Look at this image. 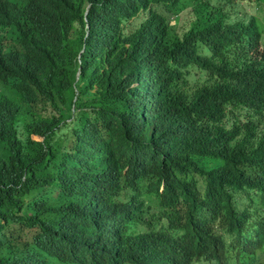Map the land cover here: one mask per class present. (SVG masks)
I'll return each instance as SVG.
<instances>
[{
  "label": "trees",
  "instance_id": "obj_1",
  "mask_svg": "<svg viewBox=\"0 0 264 264\" xmlns=\"http://www.w3.org/2000/svg\"><path fill=\"white\" fill-rule=\"evenodd\" d=\"M248 2L255 7L240 16ZM147 9V19L132 21ZM125 26L144 40L127 47ZM263 33L264 0H46L23 51L0 66V264H63L49 242L73 207V191L113 164L108 131L151 120L171 145L185 142L169 173L180 226L170 233L153 223L137 241L138 264H264ZM145 60L141 75L136 65ZM145 82L189 114L176 133L144 104ZM152 153L138 146L140 157ZM184 175L217 193L211 222ZM130 197L116 177L105 208Z\"/></svg>",
  "mask_w": 264,
  "mask_h": 264
},
{
  "label": "clouds",
  "instance_id": "obj_2",
  "mask_svg": "<svg viewBox=\"0 0 264 264\" xmlns=\"http://www.w3.org/2000/svg\"><path fill=\"white\" fill-rule=\"evenodd\" d=\"M45 2L46 0H0V66L12 52L23 51L32 35L37 11ZM91 7L92 3H87L83 13L85 38L90 31L88 15ZM111 11L118 17L114 10ZM148 16L149 9L141 10L132 21L140 23ZM125 32L127 47L144 40V37L136 35L131 26H125ZM84 49L83 47L78 55L79 65ZM149 67L150 60L136 65L141 75ZM80 75L79 68L75 74V84ZM136 84L138 83H134L132 87ZM195 87L198 88L197 85ZM142 88L144 104L153 109V115L163 125L172 126V132L176 133L189 114L176 100L168 101L166 95L156 92L153 84L142 83ZM201 111L202 105L196 114ZM128 127L124 132L110 130L106 135L104 146L112 157L113 164L97 180L84 182L73 191V207L60 232L55 229L53 238L56 242H49L60 250L63 264H138L143 257L137 241L152 234L153 223L166 224L168 227L164 231L170 233L176 232L180 226V218L172 209L175 190L170 183L169 173L171 159L184 150L185 142H182L181 149L176 144L171 145V138L163 126L153 120ZM141 137L149 138V142L140 144L137 138ZM30 138L38 143L45 140L44 136L36 134H31ZM141 145H150L153 153L140 157L138 146ZM116 177L129 185L131 197L107 210L106 193L112 188ZM183 179L195 184L204 202L202 219L205 223L211 222L215 219L217 193H207L206 184L192 175H184ZM180 207L179 204L178 208ZM241 207L245 211V206ZM160 208H163V212ZM219 218L221 217L217 219Z\"/></svg>",
  "mask_w": 264,
  "mask_h": 264
},
{
  "label": "rangeland",
  "instance_id": "obj_3",
  "mask_svg": "<svg viewBox=\"0 0 264 264\" xmlns=\"http://www.w3.org/2000/svg\"><path fill=\"white\" fill-rule=\"evenodd\" d=\"M254 7H255V2H248L247 4L243 6L239 15L242 16L245 13H249ZM263 47H264V44H263Z\"/></svg>",
  "mask_w": 264,
  "mask_h": 264
}]
</instances>
